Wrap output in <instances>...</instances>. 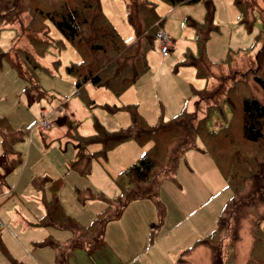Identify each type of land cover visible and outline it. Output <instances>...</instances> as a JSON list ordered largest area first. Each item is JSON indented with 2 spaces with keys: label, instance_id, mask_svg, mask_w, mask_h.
<instances>
[{
  "label": "rangeland",
  "instance_id": "rangeland-1",
  "mask_svg": "<svg viewBox=\"0 0 264 264\" xmlns=\"http://www.w3.org/2000/svg\"><path fill=\"white\" fill-rule=\"evenodd\" d=\"M149 1L155 5L160 27L173 46L163 57L155 41L146 54L147 70L117 96L90 83H85L80 94L77 93L74 77L65 72L64 65L80 60V56L51 23L47 24L48 34L61 42V48L49 46L38 58L35 51L33 53L40 64L35 69V77L45 96H30L26 92L27 83L15 67L7 59H0V119L8 125V133L20 135L22 132L23 136L13 144L20 156L19 163L8 165L6 169L0 166V220L5 224L0 228V264H53V249L47 245L37 246L36 241L51 235L62 244L69 238L70 232L66 229L13 222V213L24 214L32 222L41 216L35 197L40 193L45 198L51 197L50 181L57 183L56 196L63 212L77 223L88 225L107 206L106 199L116 194L117 173L138 156L141 146L133 142L118 144L102 155L98 143H76L66 139L61 132L68 122L73 121V129L68 134L64 132L67 138L75 133L92 134L95 121L108 130L126 127L122 121L126 117L129 123L127 113L108 107L114 102L123 103L124 94H129L138 113L150 125L160 117H174L184 106L192 109L193 90L205 86L206 81L196 76L192 65L184 62L187 53H196L195 36L187 23L203 21L208 5L212 7V21L205 53L213 66H220L217 73L227 71L225 59L229 53L233 57L230 68L245 70L255 62V52L264 44V0L247 3L248 18H254L249 27L240 23L233 0H197L175 6L163 0ZM3 2L0 0V8ZM100 2L124 41L131 42L133 33L126 22L123 1ZM28 19L27 12L23 11L11 25L0 30L1 49H9L13 42L16 47L33 49L27 30L23 29ZM16 29L20 30L18 34ZM14 50L11 48L12 59L25 68L22 54L17 57ZM54 60L58 62L53 64ZM250 86L254 94L261 95L251 81ZM41 111L51 124L46 131L37 126L41 125L38 123ZM218 124L215 119L210 127ZM145 147L147 145H143L142 150ZM188 176L206 182L209 192L197 193ZM41 179L45 180L39 193L32 182ZM227 190L225 179L218 173L212 157L188 149L171 177L157 184L153 197L127 203L118 218L105 223L101 243L90 248H73L66 264H177L175 259L179 252L192 245L198 236H204L208 225L214 227L222 208L220 205L229 195ZM254 206L258 210L262 204L257 201ZM226 209L224 216L232 217L224 228L228 227V235L235 230L237 237L231 241V234V239L230 236L223 239V256L228 253L226 246L230 243L233 264H244L249 247L251 207L230 204ZM141 217H144L143 224ZM226 221L227 218L223 224ZM260 227L264 233V222ZM209 259L206 247L204 252L194 253L189 264H209Z\"/></svg>",
  "mask_w": 264,
  "mask_h": 264
},
{
  "label": "trees",
  "instance_id": "trees-1",
  "mask_svg": "<svg viewBox=\"0 0 264 264\" xmlns=\"http://www.w3.org/2000/svg\"><path fill=\"white\" fill-rule=\"evenodd\" d=\"M122 1L126 22L133 33L131 42L124 41L103 13L100 0H4L3 8H0V30L11 25L17 15L26 11L29 19L23 29L27 30L28 42L33 49L16 47L13 42L7 50L0 48V59H7L15 67L28 85L26 92L29 95L43 97L44 92L35 77V69L40 64L33 53L35 51L38 58L49 46L58 50L61 48V42L53 40L48 34L47 24L51 23L80 56V60L64 65L65 72L74 77L77 93L80 94L85 83H90L104 87L117 96L147 70L146 54L154 47L157 30L161 25L151 1ZM163 1L175 6L197 0ZM233 2L240 23L249 27L254 20L247 15L249 0ZM211 12L212 7L208 5L203 21L187 23L195 36L196 53H187L184 62L192 65L196 76L206 81L205 86L193 90L191 110L184 106L174 117H160L154 125H150L138 113L134 103L111 104L108 107L112 111L124 110L129 114L128 126L108 130L95 121L92 134L70 135L78 143L100 144L102 155L127 140H134L140 146L151 141V145L118 174V196L88 225L77 223L63 212L56 196L57 183H49L51 197L42 198L45 213L35 225L52 226L70 232L69 238L62 244L50 235L37 242L38 246L47 245L53 249V264H66L68 254L75 247L90 248L98 245L103 238L105 223L117 218L129 201L153 197L157 184L171 177L178 161L188 149H196L212 157L225 179L229 195L215 218L214 227L181 250L176 263L189 264L191 251L202 245L209 249V264H233L230 243L226 246L228 253L223 256V239L228 236L231 239L232 234L233 241L237 236L235 230L228 235V227L225 230L224 226L232 215L225 217L223 213L230 204H246L251 207L252 215L249 219L250 243L244 264H264V233L260 227L264 222V44L255 52V62L245 70L230 68L233 57L229 53L225 59L227 71L217 73L220 66H213L205 53V42L212 21ZM16 30L18 34L20 30ZM11 48L15 49L17 57L19 53L22 54L25 68L12 59ZM57 62L54 60L53 64ZM250 81L260 89L261 95L252 92ZM215 119L219 124L210 127ZM0 125H5V130L0 129V136L3 154L8 157L13 153L11 141L14 140L12 137L8 140V125L3 119H0ZM72 126L73 121L66 124L67 134L72 132ZM19 161L15 157L10 162L13 164ZM41 183V180L33 181L36 189L41 188ZM257 201L262 204L258 210L254 206ZM225 218L227 221L223 224Z\"/></svg>",
  "mask_w": 264,
  "mask_h": 264
},
{
  "label": "crops",
  "instance_id": "crops-1",
  "mask_svg": "<svg viewBox=\"0 0 264 264\" xmlns=\"http://www.w3.org/2000/svg\"><path fill=\"white\" fill-rule=\"evenodd\" d=\"M101 3V2H100ZM101 8H102V6H101ZM102 10H103V13L107 16V12L102 8ZM107 18H108V16H107ZM109 19V18H108ZM130 28V27H129ZM131 30V29H130ZM132 32V31H131ZM173 46V45H172ZM66 64V63H65ZM31 96V95H30ZM43 96H45V93H44V95ZM123 103H113V104H117V105H121V104H128V102H133V101H130V99H129V94H124V99H123ZM134 103V102H133ZM121 111H124V110H121ZM124 112H126V111H124ZM127 113V112H126ZM127 115H128V117H129V114L127 113ZM123 123L122 124H127L126 126H128L129 124H130V117H129V123H128V118H126V117H124L123 118V121H122ZM38 126V128L41 130V131H46V130H48V129H50L51 128V124L49 123V127H47V128H44L43 126L41 127V125H37ZM120 128V127H119ZM0 129H2V130H5V129H3V128H1L0 127ZM64 132H66L67 133V127H65L63 130H62V137H64V138H66V139H71V138H67L66 136H64ZM20 135H13V134H11V133H8L7 134V136H8V140H9V137H12L13 139L12 140H14V141H16V140H18V139H20V138H22L23 136H22V132H20L19 133ZM73 142H76V141H74L73 139H71ZM14 141H11V147H12V149H13V153H11V154H9L8 155V157H5V155L3 154V150H2V139H1V136H0V144H1V149H0V166H2L3 168H8L7 166L8 165H11L12 163L10 162L11 160H14L15 159V157H17V158H19L20 156L15 152V149H14V146H13V144H14ZM128 142H133V143H136L134 140H127V141H125V142H122V143H120V144H123V143H128ZM10 143V142H9ZM76 143H78V142H76ZM137 144V143H136ZM138 145V144H137ZM145 145H147V147H149L150 145H151V141H149V142H147V143H145L144 144V146ZM99 146L101 147V145L99 144ZM140 146V145H139ZM147 147H145V149L147 148ZM29 149V148H28ZM26 150V154L28 155L29 154V150ZM145 149H143L142 150V146H141V148L139 149V153H138V156H137V158L144 152V150ZM205 154H207V153H205ZM136 158V159H137ZM135 159V160H136ZM134 160V161H135ZM133 161V162H134ZM133 162H131V163H133ZM19 163V162H18ZM130 163V164H131ZM130 164H128L127 166H129ZM215 165V164H214ZM126 166V167H127ZM126 167H124L123 169H125ZM216 167V166H215ZM123 169H121L118 173H117V175H116V177H115V182H116V179H117V176H118V174L123 170ZM217 169V168H216ZM217 171H218V169H217ZM218 173L220 174V172L218 171ZM220 176L222 177V175L220 174ZM1 177V176H0ZM189 177V179L191 178L192 179V183H193V185L195 186V188L197 189V193H200V194H202L203 192H209L208 191V185H207V183L206 182H204L203 180H198L197 178H194L193 176H188ZM223 178V177H222ZM45 180V179H44ZM43 179H41V181L43 182L44 181ZM34 181V180H33ZM51 182V181H50ZM49 182V183H50ZM32 184H33V182H32ZM41 188L40 189H36L35 187V190L37 191V192H39L40 193V191L43 189L42 187H43V184L41 183ZM34 186V185H33ZM118 187V186H117ZM119 188H118V190H117V192H116V194L115 195H113V197H109L110 199H106L107 200V202L109 203V202H111L116 196H118V194H119ZM42 198H45L43 195H41V193H40V195H39V197L37 196V197H35V199H36V201L38 202V204H39V208H40V210H41V216L38 218V219H40L43 215H44V213H45V210H44V207H43V205H42ZM47 199V198H46ZM140 199V198H139ZM227 199V198H226ZM225 199V200H226ZM207 200V199H206ZM225 200L224 201H222V203H221V207H222V205H223V202H225ZM136 201H139L138 199H134V200H131V202H136ZM130 202V201H129ZM128 202V203H129ZM60 203V202H59ZM107 203V204H108ZM140 203H142V202H140ZM106 204V205H107ZM60 205H61V203H60ZM151 205V204H150ZM61 208H62V206H61ZM151 209V208H150ZM121 214V213H120ZM120 214H119V216H120ZM23 216H24V214H23ZM21 214H19V213H13V222H21V223H23V225H32V226H37V225H35V222L38 220H36V221H34V222H32V221H29V220H27L26 218L27 217H23ZM118 216V217H119ZM117 217V218H118ZM144 217H141V219H140V222H142V224L144 223ZM137 223H138V221H137ZM4 226H5V224H4ZM3 226V227H4ZM214 226V225H213ZM3 227H0V228H3ZM40 227H43V226H40ZM143 228V227H142ZM213 228L212 227V225L210 224V225H208V228L207 229H205V231H204V234H207L211 229ZM49 236V235H48ZM51 236V235H50ZM199 238H201L200 236H198L197 237V239L196 240H198ZM195 240V241H196ZM37 242L38 241H36V245H37ZM101 243V242H100ZM99 243V244H100ZM249 243H250V236H249ZM38 246V245H37ZM0 248H2L1 247V245H0ZM204 249H206V247H204V246H202V245H200V246H196L192 251H191V253H190V256H189V259H191V257L193 256V254L194 253H197V252H204ZM175 261H176V259H175ZM207 264H208V262H207Z\"/></svg>",
  "mask_w": 264,
  "mask_h": 264
},
{
  "label": "built area",
  "instance_id": "built-area-1",
  "mask_svg": "<svg viewBox=\"0 0 264 264\" xmlns=\"http://www.w3.org/2000/svg\"><path fill=\"white\" fill-rule=\"evenodd\" d=\"M157 48H158V51L159 53L162 55V56H167L169 51L171 50V47H172V41L171 39L169 38V36L160 28H158L157 30ZM41 124V126L47 128L49 127V122L46 121L45 119V113L44 111H41L40 112V118H39V122ZM4 226V223L0 220V227H3Z\"/></svg>",
  "mask_w": 264,
  "mask_h": 264
}]
</instances>
